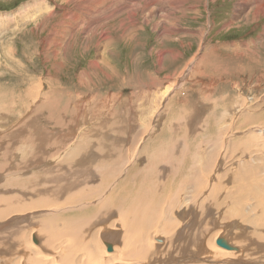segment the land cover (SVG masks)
I'll list each match as a JSON object with an SVG mask.
<instances>
[{"label": "rangeland", "instance_id": "374dc122", "mask_svg": "<svg viewBox=\"0 0 264 264\" xmlns=\"http://www.w3.org/2000/svg\"><path fill=\"white\" fill-rule=\"evenodd\" d=\"M85 1L91 2L0 0V177L8 171L21 173L0 181V189L34 184L26 181L30 173L54 179L75 176L72 169L61 174L56 166L61 161L70 167L62 159L77 141H84L93 158L82 153L86 163L79 166L103 167L98 185L118 178L113 193L126 218L144 203L154 208L153 222L158 220L168 194L188 176L182 172L175 181L171 176L165 188L158 187L162 182L156 170L168 161L178 165L185 160L186 167L192 160L200 166L217 159L232 163L225 170L216 163L224 197L228 187L238 185L232 178L238 175L236 157L245 158L255 138L251 131L264 127V14L256 16L250 7L254 0H105L80 7ZM179 70L183 72L177 77ZM168 86L173 88L167 96ZM157 101L161 107L148 113ZM218 125L232 132L215 140ZM191 128L197 134L186 135ZM143 135L141 146L146 144L150 159L144 165L151 167L141 172L135 165L123 177L121 170L113 172L118 154L128 152ZM181 140L186 148L181 147V154L165 148ZM236 142L242 143L241 155ZM253 197L248 193L245 201ZM231 200L215 205L213 216L220 218L216 213L225 212ZM194 205L183 221L186 234L187 229L196 232L205 216ZM107 208L109 219L114 213ZM37 221L43 223L42 217ZM134 221L133 231L152 225ZM20 225L25 230L32 224L27 220ZM248 256L247 262L236 264H254Z\"/></svg>", "mask_w": 264, "mask_h": 264}, {"label": "bare ground", "instance_id": "6f19581e", "mask_svg": "<svg viewBox=\"0 0 264 264\" xmlns=\"http://www.w3.org/2000/svg\"><path fill=\"white\" fill-rule=\"evenodd\" d=\"M90 1L82 2L80 7L86 8L91 3L96 5L101 2L106 3L105 0ZM250 7L253 8L256 16L264 14V0H254ZM82 13L81 11L78 15ZM3 15L7 16L4 13ZM168 87L164 89V95L167 96L173 86ZM39 94L40 90L34 92L33 100ZM43 100L46 101L45 98ZM45 104L41 103V106ZM161 105L162 102L157 101L148 113H155ZM162 119L163 117L160 123ZM159 125L158 120L157 126ZM221 127L222 125L216 127L219 134L215 140L225 138L221 136L225 132H232V129ZM237 127L240 128L242 125ZM143 130L146 134V130ZM263 132L262 126L256 130V133L251 131L255 138L251 142L250 151L245 158L236 157L238 175L232 178L238 185L234 188L228 187L224 197L222 191L225 184L222 176L218 175V170L221 166L225 170L233 165L228 161L217 159L221 163V166L219 164L217 167V160L212 165L207 161L202 166L200 162L195 163L192 160L188 167L185 160L178 165L168 161L165 166L158 168L156 174L162 182V185L158 186L160 188L166 187L171 176L174 181L182 172L188 176L186 180L178 181V186L168 194L167 206L162 205L164 209L155 223L154 208L150 204L140 202L142 203L140 209L134 210L127 218L120 213L121 208L117 206L118 197L113 193L118 178L114 181L112 177L114 182L111 184L103 182L104 187L103 184H96L95 182H101L98 181L97 174L102 176L103 167L95 166L96 168L92 170L79 166L86 161L79 156L84 153L89 159L91 153L89 144H85L84 141L76 144L77 141L70 147L69 152L65 149L68 155L62 159L70 167L62 166L61 161L59 166H56L61 168V172L59 171L61 174H66L72 169L75 176L54 179L42 177L41 172L30 173L29 179L21 178L20 181L25 184L26 181L33 179L36 181L34 184L29 182L28 186L14 187L7 191L0 189V264H236L240 260L247 262L245 258L249 257L248 254L253 257L254 264L262 263L264 261V141L260 143L257 138L259 141L263 139ZM189 134H197L196 129L188 130L186 135ZM144 136L129 146L128 152L125 150L118 154L114 167H111L113 172L121 170L123 177L124 173L129 172L133 166L134 170L135 165H140L141 172L148 170L149 165L151 167V163L148 166L146 164L147 167L144 165L150 162V159H147L149 152L146 151V144L141 146ZM236 144L241 155L244 153L242 143L236 142ZM183 145L184 141L181 140L173 146L164 147L181 154ZM199 147L202 146H194V148ZM182 149H186L185 146ZM225 151L226 149L223 150ZM222 156L226 157V154L222 153ZM169 171L175 174L169 176ZM20 174L17 171H8L1 175L0 181H8ZM109 181L111 182V178ZM243 181L246 183H241ZM1 185L0 182V187ZM248 193L255 196L253 201H245ZM73 195L76 197L71 199L70 196ZM229 198L232 199L229 208L225 212L216 213L220 218L213 216L214 206H225V200ZM113 202L118 203L115 205L112 204ZM194 204L201 206V213L205 216L202 221H198L196 232L187 229L188 234H186L183 221L196 207ZM108 206L111 209L110 213H114L109 219H107ZM40 217L43 219L41 224L37 221ZM135 219L143 224L152 222V225L143 231H133L130 227L135 223ZM206 219L208 223L204 224L203 221ZM27 220H30L32 225L23 230L24 227L20 224H26ZM226 221L231 223H225ZM232 227L238 228L239 231L234 232ZM34 231L37 235L30 236L29 234Z\"/></svg>", "mask_w": 264, "mask_h": 264}, {"label": "crops", "instance_id": "0c3cea01", "mask_svg": "<svg viewBox=\"0 0 264 264\" xmlns=\"http://www.w3.org/2000/svg\"><path fill=\"white\" fill-rule=\"evenodd\" d=\"M182 69H185V67H183ZM181 69V70H182ZM181 70H179L178 71V75H180V73L182 72ZM177 78V77H176ZM173 94H175L176 92H172ZM179 94V93H178ZM178 94H176V95H174L175 97L178 95ZM174 100V99H173ZM166 101H168V99L166 100ZM171 101V100H170ZM170 101L169 102H167V103H169V105H166L165 106V108H164V111H163V119H162V121H161V123L163 124V122H165L164 121V118H165V112H168L169 111V109H170V107H171V103H170ZM152 109V108H151ZM170 112V111H169ZM185 121V123H188V120L187 119H185L184 120ZM194 121V120H193ZM179 122H181V119H180V121ZM218 126H220V125H218ZM169 128H171V127H169ZM198 130L196 129V132H197ZM215 132H217V133H219V130L217 129V128H215ZM214 133V132H213Z\"/></svg>", "mask_w": 264, "mask_h": 264}]
</instances>
